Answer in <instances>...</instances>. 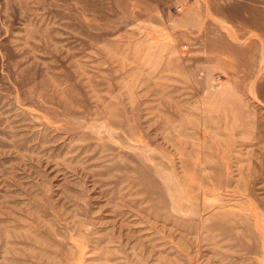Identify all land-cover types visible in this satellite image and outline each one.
I'll return each instance as SVG.
<instances>
[{"label":"rangeland","instance_id":"1","mask_svg":"<svg viewBox=\"0 0 264 264\" xmlns=\"http://www.w3.org/2000/svg\"><path fill=\"white\" fill-rule=\"evenodd\" d=\"M0 264H264V0H0Z\"/></svg>","mask_w":264,"mask_h":264}]
</instances>
